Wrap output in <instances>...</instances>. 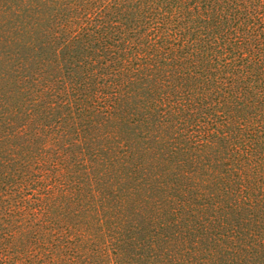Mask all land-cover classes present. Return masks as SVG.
<instances>
[{
  "label": "trees",
  "instance_id": "16d2710c",
  "mask_svg": "<svg viewBox=\"0 0 264 264\" xmlns=\"http://www.w3.org/2000/svg\"><path fill=\"white\" fill-rule=\"evenodd\" d=\"M0 264H264V0H0Z\"/></svg>",
  "mask_w": 264,
  "mask_h": 264
}]
</instances>
